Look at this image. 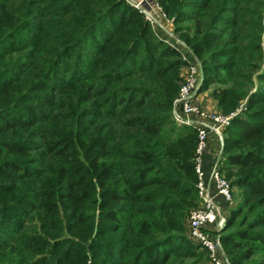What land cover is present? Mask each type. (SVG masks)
Returning <instances> with one entry per match:
<instances>
[{"label": "trees", "instance_id": "1", "mask_svg": "<svg viewBox=\"0 0 264 264\" xmlns=\"http://www.w3.org/2000/svg\"><path fill=\"white\" fill-rule=\"evenodd\" d=\"M158 3L200 92L240 110L220 239L230 264H264V0ZM185 65L125 0H0V264L207 261L184 225L196 134L171 116Z\"/></svg>", "mask_w": 264, "mask_h": 264}, {"label": "built area", "instance_id": "2", "mask_svg": "<svg viewBox=\"0 0 264 264\" xmlns=\"http://www.w3.org/2000/svg\"><path fill=\"white\" fill-rule=\"evenodd\" d=\"M140 13L152 27L159 40L175 49L182 59L188 62L187 74L183 75L172 108V120L178 125L195 131L196 146L193 156V168L196 176L195 189L199 206L191 210L186 218L185 236L194 245L206 253L208 264H230L220 239L229 211L234 206L233 189L220 171L223 162V145L231 119L240 110L222 115L215 110L204 109L197 100L203 82L199 60L166 24L173 22L166 18L158 0H125ZM164 16V25L161 18ZM166 22V23H165ZM214 137L216 150L207 163L204 156L208 148V139Z\"/></svg>", "mask_w": 264, "mask_h": 264}, {"label": "rangeland", "instance_id": "3", "mask_svg": "<svg viewBox=\"0 0 264 264\" xmlns=\"http://www.w3.org/2000/svg\"><path fill=\"white\" fill-rule=\"evenodd\" d=\"M126 2V1H125ZM164 12V11H163ZM163 15H165V20H166V18L170 21V20H172V18H169L165 13L163 14ZM159 18H161V20H162V23H163V25H164V16H162V15H159L158 16ZM142 18H143V16H142ZM144 19V18H143ZM144 21H145V19H144ZM166 23V22H165ZM169 28H171L174 32H175V27H174V23L173 22H171L170 24L169 23H167L166 24ZM189 25V23H185L183 26H188ZM150 26V25H149ZM150 29L152 30V32H153V29H152V27L150 26ZM154 33V32H153ZM155 35V34H154ZM175 35L177 36V38H179L183 43H184V40L182 39V36L179 34V33H176L175 32ZM156 37H160V33H158V36L157 35H155ZM185 44V43H184ZM186 45V44H185ZM187 46V45H186ZM188 47V46H187ZM191 50V49H190ZM181 56V55H180ZM182 58V57H181ZM197 58V57H196ZM198 59V58H197ZM199 60V59H198ZM185 61V60H184ZM199 62H200V60H199ZM185 63H186V65L185 66H182L181 67V69L179 70L180 72H179V74H180V77H182L183 75H186L187 74V70H188V62L187 61H185ZM200 66H201V63H200ZM201 69H202V66H201ZM202 75H203V72H202ZM183 80H182V82L180 83V86L183 84ZM201 87H202V85H201ZM216 87H218V85L217 84H214V85H212L211 87H210V89L209 90H207V91H205V92H207V98H209V97H211V90L213 89V88H216ZM177 96V95H176ZM212 98V97H211ZM212 100H214L213 98H212ZM174 101V100H173ZM215 101V100H214ZM213 106H214V109L213 110H215V111H217L218 113H220V114H222V115H226V114H224L221 110H220V108L218 107V105H217V102L215 101L214 103H213ZM227 115H229V114H227ZM174 124H175V127H177V128H181V127H183V126H178L175 122H174ZM185 128H189V127H185ZM189 129H191V128H189ZM193 156H194V151H193V155H192V162H193ZM228 181V180H227ZM229 182V181H228ZM233 189V196H234V200H235V198L237 197V195H238V190L237 189H234V188H232ZM198 206H199V204H197ZM195 209V208H194ZM191 210H193V209H190V211ZM189 211V212H190ZM189 212H188V214H189ZM188 214H187V216H188ZM187 216L185 217V222H186V218H187ZM201 252V251H200ZM207 258V257H206ZM203 264H208V262L206 261L205 263H203Z\"/></svg>", "mask_w": 264, "mask_h": 264}, {"label": "crops", "instance_id": "4", "mask_svg": "<svg viewBox=\"0 0 264 264\" xmlns=\"http://www.w3.org/2000/svg\"><path fill=\"white\" fill-rule=\"evenodd\" d=\"M197 100L199 101V103L201 104V106L204 109H207V110H213L214 109L213 103L215 101L212 100L211 97L207 98V92H202L199 95ZM216 146H217V144H216V141H215L214 137H210L208 139V148H207L205 156H204V164H205L206 167H207L208 161L213 156V153L216 150ZM235 204H236V201L234 203V206H235Z\"/></svg>", "mask_w": 264, "mask_h": 264}]
</instances>
